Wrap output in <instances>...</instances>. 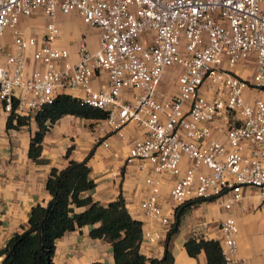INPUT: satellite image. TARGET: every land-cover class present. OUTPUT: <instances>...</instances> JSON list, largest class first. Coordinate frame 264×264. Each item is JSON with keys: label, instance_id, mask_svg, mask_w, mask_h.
Here are the masks:
<instances>
[{"label": "built area", "instance_id": "built-area-1", "mask_svg": "<svg viewBox=\"0 0 264 264\" xmlns=\"http://www.w3.org/2000/svg\"><path fill=\"white\" fill-rule=\"evenodd\" d=\"M71 13L96 31L93 49L79 35L74 59L56 45L57 17ZM33 14L45 20L36 35L25 32ZM167 68L176 70L168 96L157 91ZM97 72L106 83L95 88ZM66 90L105 112L100 130L123 137L128 123L143 129L125 162L145 161L152 172L138 203L156 224L142 227L144 246L163 241L174 208L187 200L210 198L226 211L253 187L264 211V0H0L3 113L31 117ZM163 175L173 178L171 214L159 202ZM219 232L222 258L232 264L233 217L220 220Z\"/></svg>", "mask_w": 264, "mask_h": 264}, {"label": "crops", "instance_id": "crops-1", "mask_svg": "<svg viewBox=\"0 0 264 264\" xmlns=\"http://www.w3.org/2000/svg\"><path fill=\"white\" fill-rule=\"evenodd\" d=\"M74 15L76 17L72 20L75 23L71 25L69 21ZM36 22L33 14L27 20L25 32L36 35ZM81 24L74 13L59 18L62 36L56 45L68 47L72 59L79 34L94 32ZM89 47L93 49L95 45ZM246 66L243 74L250 76L252 60H248ZM175 71V68L165 70L157 87L158 93L166 96L172 93L174 86L171 88L168 84L174 78ZM105 83L104 74L97 72L92 86L98 88ZM62 93L73 96L74 91L66 90ZM128 93L124 90L122 96L126 98ZM5 120L6 115L0 106V248L11 234L27 226L31 206L45 205L49 200L44 189L49 169H61L68 160L80 161L86 156L87 177L93 182V187L85 195L100 205L120 196L129 215L139 221L141 227L156 225L138 207L139 201L148 193L144 179L152 175L150 165L140 160L125 162L131 142L143 136L140 126L128 123L122 129L123 137H119L108 127L100 130V120L63 115L43 135L39 153L43 161L35 162L27 156L29 138L36 130L33 119L30 118L27 124L17 129H6ZM213 135L220 141L224 139L218 128L213 131ZM103 140L106 146L102 145ZM172 179L163 175L159 185V202L162 210L167 213L172 210L168 199ZM84 208L77 207L74 211L80 212ZM227 215L233 217L237 227L236 252L232 264H264V211L259 205L258 191L253 187H243L241 198L226 211L215 200L203 201L187 208L180 217L177 232L170 240L171 264H203L204 254L199 252L194 257L188 256L183 243L187 237L193 236L194 228L204 223L196 237L217 240L220 244L219 222ZM90 228V225H83L55 239L51 264H111L113 258L110 245L102 239L92 238L88 233ZM162 242L150 247L141 244L139 252L145 258L159 259L163 251Z\"/></svg>", "mask_w": 264, "mask_h": 264}, {"label": "trees", "instance_id": "trees-1", "mask_svg": "<svg viewBox=\"0 0 264 264\" xmlns=\"http://www.w3.org/2000/svg\"><path fill=\"white\" fill-rule=\"evenodd\" d=\"M67 114L96 121L105 118L103 110L88 106L69 94L60 93L51 103L39 107L31 117L11 111L6 116L5 128L17 129L32 118L36 130L29 138L27 156L35 162H42L39 153L43 135L56 119ZM86 160L87 156L80 161L68 160L61 169H49L44 180L49 200L45 205L31 206L27 226L11 234L0 248V264H51L55 239L83 225L91 226L88 233L92 238L102 239L110 245L111 264H171L170 240L179 228L181 215L191 206L212 200L195 198L178 204L162 242V256L159 259L145 258L139 252L142 243L141 223L129 215L123 199L117 196L107 204L100 205L85 195L93 187V182L87 177ZM77 207L85 208L75 212ZM183 247L191 257L202 252L205 256L203 264H226L217 240L189 236Z\"/></svg>", "mask_w": 264, "mask_h": 264}, {"label": "rangeland", "instance_id": "rangeland-1", "mask_svg": "<svg viewBox=\"0 0 264 264\" xmlns=\"http://www.w3.org/2000/svg\"><path fill=\"white\" fill-rule=\"evenodd\" d=\"M61 17V15H58V17H57V21L59 22V18ZM75 15H74V17H71L70 18V24L71 25H74L73 23H75L72 19H75ZM78 17V16H77ZM35 20H37V22H36V26L38 27L37 29L38 30H36L37 31V33H39L40 32V30H41V28H42V26H43V24H44V19L43 18H41L40 19V17L39 16H35ZM78 20L81 22V20L79 19V17H78ZM83 27H86V28H88V29H91V30H94L93 28H91V27H89V26H87V25H85V24H81ZM80 35V34H79ZM62 36V28H60V37ZM85 36H86V38H87V43H88V45H90V46H93V45H95V39H96V31L94 30V32L93 33H86L85 34ZM71 42V41H70ZM248 60H250L251 61V59H248ZM247 60V61H248ZM175 78V77H174ZM174 78H172V81H170L169 82V86H171V88H173V86H174ZM168 86V87H169ZM170 88V87H169Z\"/></svg>", "mask_w": 264, "mask_h": 264}]
</instances>
